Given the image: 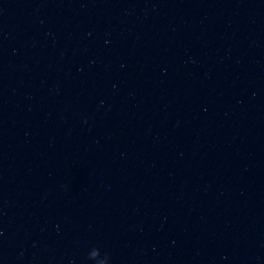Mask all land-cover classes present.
<instances>
[{
  "label": "water",
  "instance_id": "water-1",
  "mask_svg": "<svg viewBox=\"0 0 264 264\" xmlns=\"http://www.w3.org/2000/svg\"><path fill=\"white\" fill-rule=\"evenodd\" d=\"M0 264H264V0H0Z\"/></svg>",
  "mask_w": 264,
  "mask_h": 264
}]
</instances>
